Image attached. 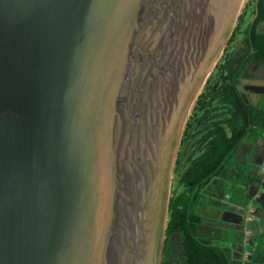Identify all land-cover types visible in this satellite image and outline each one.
I'll use <instances>...</instances> for the list:
<instances>
[{
    "label": "water",
    "instance_id": "1",
    "mask_svg": "<svg viewBox=\"0 0 264 264\" xmlns=\"http://www.w3.org/2000/svg\"><path fill=\"white\" fill-rule=\"evenodd\" d=\"M242 2L0 0V264H162L177 151Z\"/></svg>",
    "mask_w": 264,
    "mask_h": 264
},
{
    "label": "trees",
    "instance_id": "2",
    "mask_svg": "<svg viewBox=\"0 0 264 264\" xmlns=\"http://www.w3.org/2000/svg\"><path fill=\"white\" fill-rule=\"evenodd\" d=\"M252 14L253 20L241 30L239 46L225 56L221 81L210 96L223 106L221 117L200 138L204 150L181 173L178 183L182 189L170 198L162 264H264V234L248 247L250 259L239 262L227 235L220 238L207 231L202 211L209 203L210 184L215 178L229 184L223 195L228 203L222 205L224 209L239 200L240 190L247 193L257 178L253 167L264 134V103L248 102L239 83L250 62L264 61V33L257 30L264 19V0H256ZM240 148L245 152L237 157Z\"/></svg>",
    "mask_w": 264,
    "mask_h": 264
},
{
    "label": "rangeland",
    "instance_id": "3",
    "mask_svg": "<svg viewBox=\"0 0 264 264\" xmlns=\"http://www.w3.org/2000/svg\"><path fill=\"white\" fill-rule=\"evenodd\" d=\"M255 2L256 0H243L230 39L221 55L215 62L214 66L212 67L211 71L208 73L204 84L198 94V97L191 109L173 167L170 198L182 189V186H180L178 183L181 173L185 170L191 159L199 155L204 150V144L200 142V138L210 127L211 123L221 117L220 113L223 109V106L218 104L216 101L210 100V96L214 87L217 86L221 81V65L224 62L225 56L227 55V53L239 46V40L242 37L241 30L244 28L245 24H247L248 21L252 18V11L254 9ZM242 76L243 81L240 82V88L246 91L244 92L245 98L249 101L251 99H253V101H257L260 98V101L264 102V62L252 65L250 64L248 68H246ZM246 84L253 86L261 85L263 88L261 87L259 92L254 90L252 91L251 89L244 87V85ZM255 88L256 87H254L253 89ZM256 151L257 155L254 158L253 172L258 177L259 172L264 171V164L260 166L264 161L262 163H257L256 161V157L259 158L260 155L262 157L264 156V134L258 142ZM244 152L245 148H240V150L237 152V157H242ZM261 173L263 175L264 172ZM263 176L260 177L261 180H264ZM228 185L229 184H227L225 181H222L220 178H215L210 184L209 193L211 195L213 194L214 196L216 194L217 197L222 196L220 198L224 200L223 195L225 194ZM257 187L261 188V190L259 191L260 197L257 196V198L252 203V208L249 209L251 217L247 219V222L238 221L239 224L236 225L238 229L234 231L236 234H227L228 239H231L230 241L236 245V250L239 251L238 255H240L241 253L245 255L246 249L248 250L249 246L257 243V238L261 233L264 234V181L261 182V184L259 182ZM244 193L245 192L243 190L239 191V195H243ZM241 197L243 198V196ZM221 204L222 203H220L219 205ZM224 205L227 206L228 203H224ZM219 207L217 206V209ZM230 208H223V210H225L222 211L224 212V216L226 215V211L230 210ZM247 210L248 207L246 211ZM213 212L216 213L217 211H211L210 209L209 213L212 214ZM245 219L246 218H244V220ZM217 223L218 225H220V232L222 233H224L226 230H229L225 227L233 225V223H230V221L223 218L220 220V222ZM172 237L178 239V236L176 235ZM239 259L243 261L244 256L239 257L238 260Z\"/></svg>",
    "mask_w": 264,
    "mask_h": 264
},
{
    "label": "crops",
    "instance_id": "4",
    "mask_svg": "<svg viewBox=\"0 0 264 264\" xmlns=\"http://www.w3.org/2000/svg\"><path fill=\"white\" fill-rule=\"evenodd\" d=\"M256 155H257V151H256L255 156ZM256 161H257V163H262L264 161V156L262 157L260 155L259 158L256 157ZM263 164H264V162L260 166H262ZM261 172H264V171H260L259 172V176L256 178V180L253 183L250 184L249 190L247 191L246 194L244 193L243 195L242 194L239 195V197H240L239 200L237 202L233 203L234 205L232 204L230 210L226 211V213H225L226 215L225 216H224V212H222V211H225V210H223L221 205H224V203H227V202L225 201V199L222 200L220 198L222 196L217 197L216 194H215V196L213 194H212L213 196L211 195L212 197L210 198L209 203L203 205V207H202L203 214L206 216L205 227L208 229L207 230L208 232H213L217 237L224 238L229 233H233V235L236 234L234 231H236L238 229L237 226H236V225L239 224L238 221H240V222H245L246 221L247 222V219L251 217L249 209L252 208L251 207L252 203L257 198V196L260 195L259 191L261 190V188L257 187L258 183L260 182V184H261V182L264 181V180L260 179V177H262L264 175V173L262 175ZM254 191H257V192H254ZM241 196H243V198ZM242 200L246 201L245 205H243L244 201H242ZM220 203H222V204L219 205ZM217 206L218 207L221 206V207H219L217 209ZM247 207H248V210L246 211ZM210 209H211V211L214 210V211H217V212L216 213L213 212L212 214H210L209 213ZM222 218L225 219V220L230 221V223H233L232 226L225 227L226 229H229V230H226L224 233L220 232V225H218V223H217V222H220V220ZM244 218H246V219L244 220ZM262 234L263 233H261L260 235H262ZM229 240H231V239H229ZM232 244H233V248H234L233 256H234V258L237 261L243 263L244 261L250 259L251 253L247 249L245 251V255L242 254V253L240 255H238L239 251L236 250V245L234 243H232ZM241 256H244V260L243 261L240 260V259L238 260V258L241 257Z\"/></svg>",
    "mask_w": 264,
    "mask_h": 264
},
{
    "label": "flooded vegetation",
    "instance_id": "5",
    "mask_svg": "<svg viewBox=\"0 0 264 264\" xmlns=\"http://www.w3.org/2000/svg\"><path fill=\"white\" fill-rule=\"evenodd\" d=\"M254 17H255V15L252 14V18H251L248 22H250L251 20H253ZM261 21H264V19L261 20ZM261 21H260V22H261ZM260 22H259V23H260ZM245 25H246V24H245ZM258 25H259V24H258ZM257 30H258V28H257ZM260 62H264V61L250 62V63L246 66V68H248V66H249L250 64L252 65V64H256V63H260ZM246 68H245V70H246ZM245 70H244V71H245ZM244 71H243V73H244ZM243 73H242L241 76H240V82L243 81V79H242V78H243V76H242ZM239 87H240V83H239ZM244 87H245V88H249V89H251L252 91L254 90V91L259 92L262 86H261V85H258V86L254 85V86H253V85L246 84V85H244ZM254 87H256V88L253 89ZM263 87H264V86H263ZM263 87H262V88H263ZM240 89H241V88H240ZM263 89H264V88H263ZM241 91H242L243 95H244V92H246V91H244V90H242V89H241ZM263 92H264V90H263ZM251 98H252V97H251ZM246 100H247L248 102H252L254 105H257V104H259V103H264V102H261V101H260V98L258 99V101H253V99H251L250 101H249L248 99H246ZM212 196H213V195H212ZM212 196H210V198H211Z\"/></svg>",
    "mask_w": 264,
    "mask_h": 264
}]
</instances>
